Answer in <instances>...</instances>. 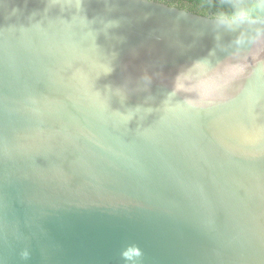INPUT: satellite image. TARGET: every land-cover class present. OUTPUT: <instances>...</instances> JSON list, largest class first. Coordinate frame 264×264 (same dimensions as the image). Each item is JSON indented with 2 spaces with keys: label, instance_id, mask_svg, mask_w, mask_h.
<instances>
[{
  "label": "water",
  "instance_id": "95a60500",
  "mask_svg": "<svg viewBox=\"0 0 264 264\" xmlns=\"http://www.w3.org/2000/svg\"><path fill=\"white\" fill-rule=\"evenodd\" d=\"M0 264H264V19L0 0Z\"/></svg>",
  "mask_w": 264,
  "mask_h": 264
},
{
  "label": "trees",
  "instance_id": "16d2710c",
  "mask_svg": "<svg viewBox=\"0 0 264 264\" xmlns=\"http://www.w3.org/2000/svg\"><path fill=\"white\" fill-rule=\"evenodd\" d=\"M202 15L264 19L262 0H161ZM235 9V10H234Z\"/></svg>",
  "mask_w": 264,
  "mask_h": 264
},
{
  "label": "clouds",
  "instance_id": "9594fccd",
  "mask_svg": "<svg viewBox=\"0 0 264 264\" xmlns=\"http://www.w3.org/2000/svg\"><path fill=\"white\" fill-rule=\"evenodd\" d=\"M262 6H264V0H262ZM23 256H24V258H27V253H23Z\"/></svg>",
  "mask_w": 264,
  "mask_h": 264
},
{
  "label": "flooded vegetation",
  "instance_id": "af4514ba",
  "mask_svg": "<svg viewBox=\"0 0 264 264\" xmlns=\"http://www.w3.org/2000/svg\"><path fill=\"white\" fill-rule=\"evenodd\" d=\"M169 3H170V2H168V4H169ZM171 5L178 6V3H177V2H174V3L172 2ZM196 13H197V12H196Z\"/></svg>",
  "mask_w": 264,
  "mask_h": 264
}]
</instances>
